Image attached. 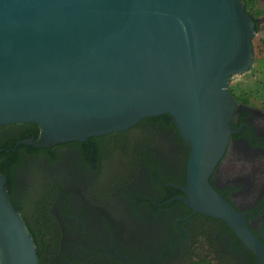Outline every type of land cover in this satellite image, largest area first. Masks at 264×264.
Masks as SVG:
<instances>
[{"label":"water","instance_id":"95a60500","mask_svg":"<svg viewBox=\"0 0 264 264\" xmlns=\"http://www.w3.org/2000/svg\"><path fill=\"white\" fill-rule=\"evenodd\" d=\"M254 26L241 0H0V126L34 124L38 139L16 145L50 149L166 115L188 149L187 218L223 222L264 264L263 232L210 183L242 130L227 84L250 77ZM6 182L0 264H39Z\"/></svg>","mask_w":264,"mask_h":264},{"label":"flooded vegetation","instance_id":"af4514ba","mask_svg":"<svg viewBox=\"0 0 264 264\" xmlns=\"http://www.w3.org/2000/svg\"><path fill=\"white\" fill-rule=\"evenodd\" d=\"M236 105L233 126L241 111L247 115L240 118L236 128L242 130L230 138L210 183L238 211L248 213L249 227L259 236L264 234V111ZM137 124L96 137L94 143L62 144L50 152L55 163L25 160L15 171L10 197L44 246L41 264H122L106 254L109 250L131 264H255L221 221L187 218L190 211L176 188L185 183L184 145L174 141L171 131H162L156 140ZM27 129L4 125L0 135L26 137ZM30 165L51 172L44 175L41 193L30 181ZM110 169L112 179L103 188L102 176Z\"/></svg>","mask_w":264,"mask_h":264},{"label":"trees","instance_id":"16d2710c","mask_svg":"<svg viewBox=\"0 0 264 264\" xmlns=\"http://www.w3.org/2000/svg\"><path fill=\"white\" fill-rule=\"evenodd\" d=\"M241 2L244 5L245 12L254 21L255 34L259 33L260 26H258L256 20L261 16H263L264 9L260 7L257 0H241ZM252 47L254 54L253 63L254 62L256 63L257 69L255 70V72L258 75V79L255 82L247 83L242 86L236 84L230 85V83L228 82L227 88L229 94L235 100L236 104L246 107H253L255 104L254 101H256L258 108L264 111V40H260L256 46H253L252 43ZM246 115H247L246 112L241 111V113L238 115L239 123L241 122L240 118L245 117ZM239 123L234 125V127L239 126ZM22 125L28 127V129L26 130V134H27L26 137H23L21 135H15L11 137H7L6 135H0V175H6L7 177V182L5 185L7 197L12 207L18 213H20L21 210L18 207H16V205L12 202L10 197L11 194L10 189L13 183L15 171L18 168H20V166L23 164L25 160L46 158L50 164L55 163V157L50 155V152L51 150H55L57 147L62 145V144L55 145L52 146L50 149H34L30 146L16 145V143L24 139L33 138L34 141H36L39 137V130L34 124L27 123ZM136 128L141 130L144 129L147 132V134L153 136L154 138L156 137V140L160 139L157 136L161 134L162 131L173 132L172 136L174 138V141L176 143L184 145V147L186 148V155H187L188 151L186 145L180 140L175 128L173 127L171 122L167 119L166 115L144 119L137 124ZM243 132H245V130ZM235 137H236L235 135L231 136V138H235ZM95 139L96 138H89L87 139V141L94 143ZM68 144L79 145L80 143L72 142ZM155 182L156 181L153 178L154 185H156ZM178 193L180 194V192ZM188 211L190 210L188 209ZM222 225L225 227V229L229 230L228 228H226L224 223ZM26 228L33 240L38 262L39 264H41L40 252L43 250L44 246L41 244L40 240L37 238L36 234L31 230V228L28 226H26ZM233 239L235 241H238L235 238V236H233ZM205 264H210V262L207 261Z\"/></svg>","mask_w":264,"mask_h":264},{"label":"rangeland","instance_id":"374dc122","mask_svg":"<svg viewBox=\"0 0 264 264\" xmlns=\"http://www.w3.org/2000/svg\"><path fill=\"white\" fill-rule=\"evenodd\" d=\"M260 7L262 9H264V0H257ZM255 37H256V41H257V44L260 40H264V17H262V24L260 25V31L259 33L255 34ZM256 63L254 62L253 64V67H252V70H251V74H250V77L249 78H236V79H231L229 81L230 85H239V86H242V85H245L247 83H252V82H255L257 79H258V75L257 73L255 72L256 70ZM254 106L253 108L255 109H259L258 106H257V102L254 101ZM256 105V106H255ZM27 171L29 172L30 174V181L33 180V182H36V190H37V193H41L44 189V175H51V172L49 169H45L44 171L42 170H39L38 168H35L34 165H30L28 166L27 168ZM112 173H114L112 171V169H110L109 171H107L106 173H104V175L102 176V179H101V185L102 187L106 188V186L109 184V181L110 179H112ZM53 184L55 185V183L58 182V180H52Z\"/></svg>","mask_w":264,"mask_h":264}]
</instances>
